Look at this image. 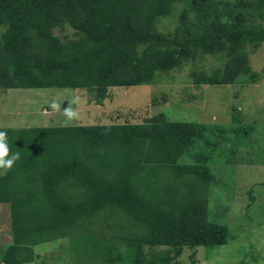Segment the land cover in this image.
<instances>
[{
    "label": "trees",
    "instance_id": "trees-1",
    "mask_svg": "<svg viewBox=\"0 0 264 264\" xmlns=\"http://www.w3.org/2000/svg\"><path fill=\"white\" fill-rule=\"evenodd\" d=\"M178 6L175 32L158 30ZM207 8L203 19L184 22ZM246 9L259 20H242ZM263 21L264 0H0V88L97 89L100 105L106 85L151 84L180 68L189 49L226 59L209 75L194 72L197 83H254L247 47L264 42ZM67 27L72 38L53 34ZM0 131L10 155L20 153L0 176L12 241L1 264L32 262L33 246L66 237L75 249L110 252L91 244L98 222L123 229L133 264H173L185 247L228 241V227L207 215L209 168L179 162L189 146L207 142L203 124L159 113L143 124Z\"/></svg>",
    "mask_w": 264,
    "mask_h": 264
},
{
    "label": "rangeland",
    "instance_id": "rangeland-1",
    "mask_svg": "<svg viewBox=\"0 0 264 264\" xmlns=\"http://www.w3.org/2000/svg\"><path fill=\"white\" fill-rule=\"evenodd\" d=\"M182 8L178 6L168 20L157 24V29L174 33ZM203 12L199 9L198 17L189 12L184 22L203 19L208 8ZM255 13L244 10L242 20H259ZM2 30L4 25H0ZM53 34L65 40L72 38L74 31L70 27L56 28ZM247 51L248 65L257 74L254 83H197L194 72L209 75L222 69L226 59L221 53L204 55L189 49L186 57L180 59V68L160 72L151 84L106 85V99L100 105L95 102L97 89L0 88V129L143 124L159 113L174 122L203 124L207 142L196 141L179 157V162L204 163L209 168L207 215L213 222L226 225L229 237L220 246L185 247L173 262L264 264V42L255 51L250 46ZM53 104L59 108H53ZM69 107L77 113L73 120L63 114ZM162 177L165 175L160 177L165 184L167 180ZM10 228L9 205L0 203V264L12 242ZM93 228L95 238L91 244L99 242L110 252L75 249L71 238L66 237L33 246L34 260L23 264H133L126 256L129 244L118 234L123 229L116 233V228L104 227L100 222ZM144 249L151 257L150 249ZM154 249L163 252L166 248Z\"/></svg>",
    "mask_w": 264,
    "mask_h": 264
},
{
    "label": "clouds",
    "instance_id": "clouds-1",
    "mask_svg": "<svg viewBox=\"0 0 264 264\" xmlns=\"http://www.w3.org/2000/svg\"><path fill=\"white\" fill-rule=\"evenodd\" d=\"M53 108L58 109V104H53ZM64 116L67 118V120H73L77 117V113L75 110H73L71 107L65 108L63 110ZM20 159V153H12L10 155V149L7 144V133L0 131V175H4L7 173L8 170H10L14 164L15 161Z\"/></svg>",
    "mask_w": 264,
    "mask_h": 264
}]
</instances>
